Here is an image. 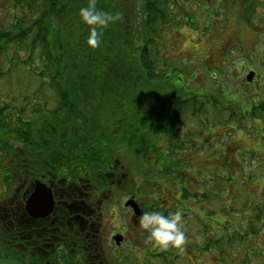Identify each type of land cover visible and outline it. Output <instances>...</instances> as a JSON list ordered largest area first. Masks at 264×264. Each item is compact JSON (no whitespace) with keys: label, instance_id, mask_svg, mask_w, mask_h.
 <instances>
[{"label":"trees","instance_id":"1","mask_svg":"<svg viewBox=\"0 0 264 264\" xmlns=\"http://www.w3.org/2000/svg\"><path fill=\"white\" fill-rule=\"evenodd\" d=\"M183 1L95 0L97 8L121 14L119 20L104 29L102 43L96 48L87 44L89 26L82 23L78 15L79 9L87 6L90 0H14L13 9H6L9 22L0 28V84L3 85L0 86V229L9 247L0 256L14 255L21 260L9 241L12 227L8 199L15 185L25 180V165L44 166L33 169L35 174L56 172L63 166L60 170L62 178L68 173L66 169L80 173V178L93 182L97 209V202L103 196L100 194L121 181L132 182L126 189L131 196L138 198V193L158 196L152 187L157 188L162 181L150 175L147 165L151 164L156 172L166 173V178L174 177L172 185L177 186V197L181 202L184 199L187 203L196 201L202 207L208 229H223L225 261L228 260L227 253L231 252V264L250 261L262 264L264 98L243 110L233 91L211 101L205 98L207 92L187 94L191 89L187 92L181 86L186 79L183 72L171 64L169 58L172 56L160 55L168 32L175 33L177 29L178 32L184 27L195 28L200 24L188 8L177 14L175 7ZM254 1L246 7L245 19L249 24H253V18L258 14V5ZM14 9L20 12L14 15ZM169 24L177 27L167 30ZM176 35L169 37L172 49L178 43ZM106 66L122 77L125 72L133 73V81L118 88L121 80L117 78L112 82L114 85H109L105 91L99 90L101 77L98 71ZM16 72L21 73L22 78L27 73L35 78L30 94L25 91V80ZM212 78H218L217 74ZM137 81L140 87L145 82L154 85V103L145 105L147 102H143L141 105V101L128 100L123 94L131 86L133 95ZM156 81L162 84L156 85ZM191 87L193 91L196 88ZM173 88H179V93H169ZM182 95L185 96L182 98ZM231 98L236 103L228 106L226 101L232 103ZM211 102L216 108L215 121L207 112L203 114ZM188 109L195 117L203 116L201 122L206 129L207 123L210 129L223 122L221 116H217L218 110L229 109L227 121L222 126L230 128L231 134H237V129L244 131L247 138L257 140V145L236 150L232 160L227 162L229 154H225L230 137L225 149L218 148L221 152L215 156L216 161L224 163L223 168H218L221 174L214 172L217 168L213 165L202 170L208 172L205 179L197 177L201 172L198 169L196 179L192 175L190 180L187 173L192 163L182 159L180 156L184 153L180 154V151L188 143L196 145L208 138L205 137L206 130H201V138L191 142L185 113ZM127 121L131 123L128 128L124 127ZM251 121L253 123H249ZM230 124L236 125V130ZM133 126L135 130L131 129ZM191 135L195 137L193 132ZM218 141L209 139L207 145L214 146L219 144ZM122 154L126 155V160L122 159ZM147 176L155 180L145 179ZM193 180L201 185L200 190H190L188 184ZM251 183H256L259 188L249 190ZM131 185L133 190H129ZM146 195L139 199L146 200ZM206 202L213 208H207ZM226 210L234 213L236 218H226ZM184 212L191 213L186 209ZM237 217L242 218L238 224L235 222Z\"/></svg>","mask_w":264,"mask_h":264},{"label":"rangeland","instance_id":"2","mask_svg":"<svg viewBox=\"0 0 264 264\" xmlns=\"http://www.w3.org/2000/svg\"><path fill=\"white\" fill-rule=\"evenodd\" d=\"M13 1L14 0H0V28L5 27L9 22V14L6 9H13ZM251 1L252 0H236L232 2L230 0H225L224 3L223 1L221 3V0H184L182 4L180 3L179 6L175 7L177 14H179L183 8H185L186 10L187 8L190 9L191 13L200 23L198 25H195V28L184 27L178 32V29L175 30V33L172 32L168 34V32L167 36H165L166 44L163 45V49L160 53L161 56L167 54L169 56L171 55L172 58H169L171 59V64H173L176 69H179L183 72L184 78L186 80L182 83L181 86L187 92L191 89V91L187 94L202 95L203 92H207V97L205 98L207 99V101H211V99H213L214 97L220 99L227 95V93L233 91L234 93H236L238 97L237 101L243 110L250 108V104H258L260 100L264 98V26L261 24L259 15L254 16L253 24L247 23L245 16L248 10L246 9V7ZM254 3L255 5H258L256 0L254 1ZM205 5H207L208 7H206ZM223 8L225 9V11H222ZM193 10H195L194 13ZM13 11L14 15L20 12L19 10L15 9ZM173 27L177 26L174 24H169L167 30H171ZM176 33L178 35H176L178 43H176L175 48L172 49L173 43L170 44V41H172V39L170 40L169 37H172ZM157 39L160 40V36H157ZM111 70L112 67L107 68V66L106 69L102 67L99 69L98 73L101 77L100 83L98 84L99 90L103 88V91H105L109 85H114V83L112 82H116L117 78L121 80L117 85L118 88L124 87L127 81H133V73L132 75H130L129 72H125L124 77H122L120 75H115L116 72ZM170 70L171 69L168 68V71ZM250 70L255 72V76L256 72L257 75H262L261 82L255 84H246V78L250 73ZM18 73L19 72H16V75H18ZM213 74H217L218 78H212ZM19 76L22 78L21 73H19ZM23 79L25 80L24 83H26L25 91L28 90V94H30L32 86L35 85V78L27 73L22 78V80ZM141 81L144 80L142 79ZM134 84L136 86L138 85V87L136 88L133 95L131 86L127 87L123 93L128 97V100L141 101V105L143 102H147L145 103V105H151L152 103H154L153 93L156 88H154L153 84H146L145 82V85L143 87H140L138 81L134 82ZM155 84L161 85L162 83L161 81H156ZM192 85L193 87H196L194 90L196 93L193 91L192 87L190 88V86ZM0 86L3 85L0 84ZM6 87H8V85H6ZM116 91L118 92V90ZM173 92L178 94L179 88H173L169 93L173 94ZM184 96L185 95H182L181 97L183 98ZM139 97L141 98L140 100ZM231 102L232 103L226 101V104L230 106V104L236 103V100L234 98H231ZM156 103L159 102L157 101ZM50 105H53V102H51ZM208 105L209 108L203 111V114L204 112H207L208 116L210 115V119L215 121L216 108H214L215 106L212 102L208 103ZM185 113L188 116L187 125L190 128L191 142H194L201 138V135L199 134L201 130H206L205 137H207L208 140L212 138L219 140V144H214V146L211 147L207 145L208 140L197 143L196 145H192L190 143L186 145L185 152L184 150L181 152V154L184 153V155L180 157L186 162H188L187 160L189 159V161H191L192 163V166L189 168V171L187 173L190 180L192 178V175L193 178L196 179L195 171L198 169L201 172L197 173V177L199 179H205L206 173L208 174V172H202V170L204 168L208 170L209 167L213 165L217 168L214 169V172L218 175L221 174V171L219 169L223 168L224 163L216 161L215 156H217V153L221 152L219 149H225V146L230 137H232L230 140V145H227L226 147V149H228V153H223V155H230L227 156V162H230L232 160V157H234V153H237L236 150L246 148L251 145H257V140H253L255 139L254 137L247 138L242 133L244 131L237 129V134H231L229 133L231 130L230 128H225L222 126V123H225V121H227L226 116L229 113V109H222L221 111H217L218 118H220L221 116L223 122H221L219 126L212 125L213 127H211L210 129H208V123L207 129L202 124L201 121L203 116H201L200 118L197 115L196 117L191 115V109H188ZM214 123L216 124V122ZM249 123H253V121ZM130 125L131 123L129 121H127L126 123L124 122V127L128 128ZM230 126H233V128L236 130V125L230 124ZM131 129L135 130V127L133 126ZM192 132L195 134V137L191 135ZM223 155L221 156L223 157ZM125 157L126 155L122 154L123 160H126ZM247 161H249V159ZM147 170H149L150 175H153L156 180L162 181L160 183V186H158L157 188L154 189V187H152V191L157 193L159 199L162 196H177V186L175 185L174 187L172 185V183L175 182L172 175L169 178H166L164 176L166 173L163 174L162 172H156L151 164L147 165ZM218 171L220 172L218 173ZM134 174H136V172H134ZM155 178H153L152 176L145 177V179L149 180H155ZM130 183L132 182H128V180H126L125 182H120L119 187L115 188L118 196H123L124 198L131 196V194L126 190L128 189ZM188 185H191L190 190L192 191L201 189V185L199 183H195L194 180L191 181V184L189 183ZM132 187L133 186L131 185L129 187V190H133ZM257 187L259 188V185L256 186V183H251L250 186H248L249 190H257ZM145 195L146 194L143 193L137 194L138 198L140 199H142ZM149 195L154 196L156 194L150 193L146 195V197H149ZM8 197L9 194L7 195V198ZM132 197L135 198V196ZM151 199L154 201L155 197H152ZM189 206L195 207V205L193 204H189ZM206 207L213 208V206H210L209 202H206ZM194 210L197 212V209ZM190 212V223H195V217L193 213L194 211L192 210ZM225 213H227L225 214L227 216L226 218H228V216L229 218H236V215L234 213H229V210H226ZM130 215L131 213L129 211L121 212L120 217H118L117 219L113 217L115 219L113 220L112 216L107 213L105 215V218L101 220L103 237H110L113 230L110 232V230L108 229L115 225V228L116 226H120V229L124 230L127 233L129 244H141L142 235L144 236L145 234L144 232H142L141 235V233L137 231V233L140 235L139 237L137 235H131L132 232L129 230V228L134 227V224L129 218ZM210 218L214 220L215 216L210 215ZM241 220V217H237V221L235 222L238 224L241 222ZM191 226L192 228L195 227L192 224ZM136 236L137 238L134 239ZM3 237L4 236L2 235L0 229V253L7 251L9 247V243L5 242ZM260 240L264 241V232L261 233ZM229 253L231 252L227 253V257L228 261H231ZM233 264L239 263L234 262Z\"/></svg>","mask_w":264,"mask_h":264},{"label":"flooded vegetation","instance_id":"3","mask_svg":"<svg viewBox=\"0 0 264 264\" xmlns=\"http://www.w3.org/2000/svg\"><path fill=\"white\" fill-rule=\"evenodd\" d=\"M256 1V14L264 26V0ZM261 77L256 72L252 81L246 78V84L259 83ZM163 140L164 137L162 142ZM159 146L157 143V148ZM183 150L185 152V148L180 152ZM167 153L169 154L168 150ZM36 167L44 168L42 165H25L26 178L21 184L15 185L8 202L9 223L12 227L10 244L16 255L19 252L21 260L14 255L11 258H16L21 264H231V261L224 260L223 229H208L205 226L204 214L196 201L187 203L184 199L181 202L179 197L170 195L160 199L150 195L144 201L132 196L124 198L118 196L115 190L119 187L118 182L116 186L100 194L103 196L99 198L95 209L96 192L92 181L80 178V173H73L74 170L71 169H66L68 173L62 178L60 170L63 166L59 167L60 172L51 170L39 174L32 172ZM38 181L48 188H44V191H51L54 204L49 214L33 217L28 211L27 200L35 193ZM152 197H155L154 201ZM131 199L138 204L139 213L131 206H126V202ZM189 204L195 207H190ZM177 208L183 211L188 235L184 250L163 249L148 242L146 230L139 227L141 214L150 210L167 214ZM185 209L194 211L195 223H190V215L184 212ZM125 211L131 213L129 218L134 224V227L129 228L131 235L139 237L137 231L141 235L142 232L145 234L142 235L141 244H129L127 233L120 226L115 228V225L108 229L110 232L113 230L110 237H103L101 220L105 215L109 213L112 218L117 219ZM96 213H99L98 217ZM191 224L195 227L192 228ZM116 235L123 238L119 243L115 239Z\"/></svg>","mask_w":264,"mask_h":264},{"label":"clouds","instance_id":"4","mask_svg":"<svg viewBox=\"0 0 264 264\" xmlns=\"http://www.w3.org/2000/svg\"><path fill=\"white\" fill-rule=\"evenodd\" d=\"M78 15L81 22L89 26L87 44L96 48L102 43L104 29L119 20L121 14L99 9L95 0H90L87 6L79 9ZM138 223L140 228L146 230L147 241L154 246L183 251L188 242L184 214L179 208L167 214L157 210L144 211Z\"/></svg>","mask_w":264,"mask_h":264},{"label":"water","instance_id":"5","mask_svg":"<svg viewBox=\"0 0 264 264\" xmlns=\"http://www.w3.org/2000/svg\"><path fill=\"white\" fill-rule=\"evenodd\" d=\"M254 77L255 72H251L248 74L247 79L252 81ZM44 188H47L46 185L38 181L35 193L27 200L28 211L33 217L45 216L52 210L54 201L51 191L48 190L46 192L44 191ZM126 206H131L136 213H139V207L135 200H128ZM115 239L119 243L123 238L120 235H116ZM0 264H21V262L16 258L0 256Z\"/></svg>","mask_w":264,"mask_h":264}]
</instances>
